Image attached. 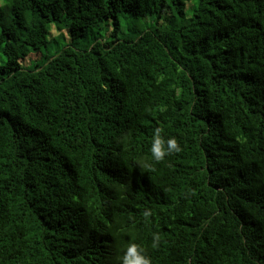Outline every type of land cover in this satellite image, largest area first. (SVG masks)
<instances>
[{
	"label": "trees",
	"instance_id": "16d2710c",
	"mask_svg": "<svg viewBox=\"0 0 264 264\" xmlns=\"http://www.w3.org/2000/svg\"><path fill=\"white\" fill-rule=\"evenodd\" d=\"M0 61V264H264V0H0Z\"/></svg>",
	"mask_w": 264,
	"mask_h": 264
},
{
	"label": "clouds",
	"instance_id": "9594fccd",
	"mask_svg": "<svg viewBox=\"0 0 264 264\" xmlns=\"http://www.w3.org/2000/svg\"><path fill=\"white\" fill-rule=\"evenodd\" d=\"M167 150H165V141L161 138L159 130L153 137L151 152L155 160L161 161L164 156L172 152H179L181 149L176 139L170 138L167 142ZM160 237L156 234L153 235L152 247H158ZM122 264H151V259L143 254L142 249L135 243H130L123 257L121 258Z\"/></svg>",
	"mask_w": 264,
	"mask_h": 264
},
{
	"label": "rangeland",
	"instance_id": "374dc122",
	"mask_svg": "<svg viewBox=\"0 0 264 264\" xmlns=\"http://www.w3.org/2000/svg\"><path fill=\"white\" fill-rule=\"evenodd\" d=\"M53 32H55V30H53ZM61 41V44H62V46H65L66 45V40H60ZM56 47L55 48H53L50 52H47V51H45V50H43V55L44 56H49V54L48 53H52V54H54L55 52H56ZM0 63H1V61H0ZM44 63V59H43V57H41V55L39 54L38 56L37 55H34V56H32V57H30L29 59H27V61L26 62H23L22 63V65L24 66V67H26V66H28V67H30V66H32V65H41V64H43Z\"/></svg>",
	"mask_w": 264,
	"mask_h": 264
}]
</instances>
